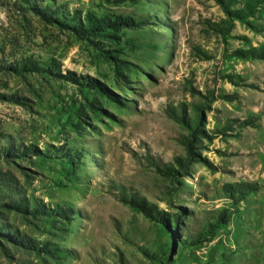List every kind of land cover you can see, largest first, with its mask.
<instances>
[{"label":"rangeland","instance_id":"374dc122","mask_svg":"<svg viewBox=\"0 0 264 264\" xmlns=\"http://www.w3.org/2000/svg\"><path fill=\"white\" fill-rule=\"evenodd\" d=\"M249 1L0 0V264H264Z\"/></svg>","mask_w":264,"mask_h":264},{"label":"trees","instance_id":"16d2710c","mask_svg":"<svg viewBox=\"0 0 264 264\" xmlns=\"http://www.w3.org/2000/svg\"><path fill=\"white\" fill-rule=\"evenodd\" d=\"M264 3V0H251L249 1L245 8L243 10H239V11H234V12H231L232 15H235L234 17L235 18H238V19H244L246 17L249 16V13L248 12H251L252 11V8H253V5L256 6L258 4H262ZM120 22V21H118ZM249 54L251 57H255V58H263L264 59V49H260V50H254V51H250ZM200 122L199 120L198 121H195V123H193L192 125V128L193 130L195 131L196 129H198V126H199ZM200 130V129H198ZM188 150L190 151V158H189V161H191V157L194 155L192 150H193V144L192 143H188ZM131 202L134 203V204H137V202H133V199H131Z\"/></svg>","mask_w":264,"mask_h":264}]
</instances>
